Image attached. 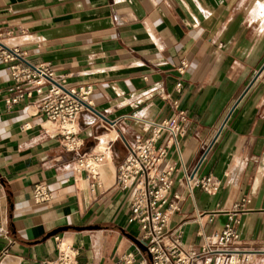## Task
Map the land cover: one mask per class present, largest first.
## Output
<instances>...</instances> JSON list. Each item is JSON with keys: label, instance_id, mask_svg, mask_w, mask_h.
I'll return each mask as SVG.
<instances>
[{"label": "crops", "instance_id": "1", "mask_svg": "<svg viewBox=\"0 0 264 264\" xmlns=\"http://www.w3.org/2000/svg\"><path fill=\"white\" fill-rule=\"evenodd\" d=\"M8 51L15 60L1 58ZM14 64L43 65L69 87L91 85L79 149L66 148L37 94L7 103ZM181 114L182 159L170 145L162 164L176 166L170 197L179 210L168 227L183 229L199 255L192 264H229L202 246L234 216L238 249L258 251L240 264H264V0H0V264L56 259V235L78 251L77 264H114L129 252L152 264L117 168L153 135L137 118ZM100 153L93 194L81 163ZM184 167L219 180L218 189L189 190ZM39 183L50 200H35Z\"/></svg>", "mask_w": 264, "mask_h": 264}, {"label": "built area", "instance_id": "2", "mask_svg": "<svg viewBox=\"0 0 264 264\" xmlns=\"http://www.w3.org/2000/svg\"><path fill=\"white\" fill-rule=\"evenodd\" d=\"M5 61L16 59L14 52L1 54ZM21 64L11 66L12 77L15 80L11 91L15 92L6 99L9 105H13L24 97H33L37 94L41 110L48 120L60 123V129L64 137V145L68 150L79 149L82 145L76 135L78 134V122L83 113H93L90 95L92 87L82 84L78 88L69 87L65 79L56 78L53 72L45 66ZM186 66L182 62L181 70ZM143 129H153V135L130 147L129 155L117 168V184L124 190L132 189L131 222L140 225L139 242L150 254L152 264H192L199 256L192 249L186 247L183 241L184 231L180 226L169 228L171 214L179 210V205L172 201L170 190L173 186V174L176 171L175 164L162 167L167 156L168 147L175 145L177 154L182 159L180 138L185 135L183 115L163 121H154L137 118ZM117 121L109 123L114 126ZM77 124V129L74 128ZM167 134L163 143L157 141ZM101 155L92 156L93 162L98 163ZM89 176L94 180L91 184L93 194L97 193L100 186L99 168L92 167L85 161ZM184 170V180L189 190L201 186L208 192L216 191L220 181L213 179L211 175L196 178L194 172L187 167ZM177 197V195H175ZM34 198L37 202L48 201L52 194L43 183H39L34 189ZM235 204L234 212L244 209L245 202ZM239 219L229 217L222 231L213 233L204 240L202 251L204 255L217 253L220 259L227 260L229 264L250 263L253 254L258 251H240L237 244L240 233L237 224ZM58 243V257L46 260L43 264H77L78 251L72 244L64 242L56 235ZM140 250V249H139ZM264 252V251H263ZM208 262V261H207ZM114 264H136L133 253L123 254Z\"/></svg>", "mask_w": 264, "mask_h": 264}, {"label": "bare ground", "instance_id": "3", "mask_svg": "<svg viewBox=\"0 0 264 264\" xmlns=\"http://www.w3.org/2000/svg\"><path fill=\"white\" fill-rule=\"evenodd\" d=\"M34 108L36 109V107H34ZM47 122H50L53 125L54 130L60 129V123L52 122L51 120H49ZM73 126H74L75 129H77V124H74ZM99 155H101L102 157H101V160L98 163L93 162L91 158H89L87 161L89 162L90 165H92V167L98 166V168H99V179H100V170H101V166H102V164H103V162L105 160V156H103V153H100ZM82 166H86V163L82 162L81 163V167Z\"/></svg>", "mask_w": 264, "mask_h": 264}, {"label": "water", "instance_id": "4", "mask_svg": "<svg viewBox=\"0 0 264 264\" xmlns=\"http://www.w3.org/2000/svg\"><path fill=\"white\" fill-rule=\"evenodd\" d=\"M57 232V231H56Z\"/></svg>", "mask_w": 264, "mask_h": 264}]
</instances>
